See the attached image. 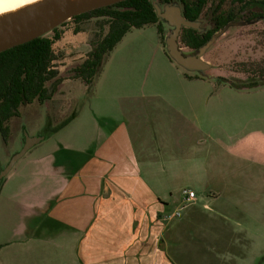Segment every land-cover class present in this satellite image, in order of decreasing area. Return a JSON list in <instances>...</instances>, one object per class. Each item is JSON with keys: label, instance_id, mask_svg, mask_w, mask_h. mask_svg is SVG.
I'll return each instance as SVG.
<instances>
[{"label": "crops", "instance_id": "0c3cea01", "mask_svg": "<svg viewBox=\"0 0 264 264\" xmlns=\"http://www.w3.org/2000/svg\"><path fill=\"white\" fill-rule=\"evenodd\" d=\"M160 44L178 87H92L2 184L0 264H264V119L235 110L264 87L187 74ZM88 114L95 165L79 128L77 169L52 168Z\"/></svg>", "mask_w": 264, "mask_h": 264}, {"label": "rangeland", "instance_id": "374dc122", "mask_svg": "<svg viewBox=\"0 0 264 264\" xmlns=\"http://www.w3.org/2000/svg\"><path fill=\"white\" fill-rule=\"evenodd\" d=\"M213 1L209 0L207 8L211 7ZM228 6L229 4L226 5V7ZM116 8L125 9V7L120 6ZM200 21L201 27L205 30L213 27L208 19L207 12ZM109 22L110 18L107 16L92 17L82 21L71 18L57 27L61 33V38L55 40L53 44L56 57L53 66L59 74L61 73L60 76L64 80L61 81L62 84L59 88L58 85L55 86V94L53 96L51 94L52 97L44 101L36 99L31 103L22 105L19 115L6 123L7 130L4 131L0 127V173L5 167L7 159L15 149H19V144L23 143L22 136H25V132L41 134V131L46 127L48 118H52L56 125L60 124L73 113L78 105L80 106L88 99L92 87H95V90L110 86H112L110 88H128L130 86L139 88L178 87L176 79H173L174 81L169 80L167 76L168 72L172 76L176 74L173 75L172 71H168L167 65L161 63L160 56L165 54H162L163 52L159 49L162 41L155 24L132 28L124 36L117 50L108 53L109 56L107 55L106 63L101 68L94 86L93 82L87 85L85 82V84L82 83V80L81 83L67 80L68 77L72 78L73 67L83 62L93 48L94 43H98L102 39L109 28ZM164 30L163 36L166 37L170 33V28L165 26ZM54 34L53 30L46 35L53 37ZM180 42L187 52H191V49L183 43L182 38ZM204 58L211 62L212 69L209 70V73L216 77L218 83L231 86L230 83L221 80V78H226L230 82H253L257 84L256 87H264V19L230 27L226 33L219 37ZM113 73H115V77L110 78ZM58 82L55 80L47 82L50 92L51 88ZM207 83L211 85L210 82ZM257 97L245 100L240 104V108L235 110L243 115L241 113L246 109L247 112H251L255 116L260 115V119L263 120L264 96ZM110 105V100H104L103 98V101L96 104V107L98 110L103 108L107 112L110 110ZM113 107H115V102ZM117 108H119V105H117ZM231 120L230 118L229 122H232ZM92 121L93 116H86L81 120L80 125L78 121H75L61 135L59 134L60 136L57 135L59 136L57 140L66 141L65 144L67 145L66 149H63L61 144L52 145L59 149L57 152L50 154L52 156L49 159H51L53 165L60 163L52 168L60 167L63 164L60 168L64 170L75 171L77 169L76 146L78 145L79 128L82 130L80 136L84 139V156L89 157L88 163H91L88 166L95 165V160L91 159L90 156L93 153V144L87 142L91 130L90 125L93 124ZM79 146H82V144H79ZM30 155L25 159L31 157ZM25 159L14 167L3 183L11 179L14 172L19 170L25 163L23 162ZM97 166L100 165L97 164Z\"/></svg>", "mask_w": 264, "mask_h": 264}, {"label": "trees", "instance_id": "16d2710c", "mask_svg": "<svg viewBox=\"0 0 264 264\" xmlns=\"http://www.w3.org/2000/svg\"><path fill=\"white\" fill-rule=\"evenodd\" d=\"M168 2L173 0H160ZM184 3V13L189 19L199 18L207 0H181ZM248 4V8H257L259 15L252 19L264 18V0H240ZM125 7L117 9L116 7ZM107 16L110 18L109 28L98 43H94L84 62L77 69V77L82 78L87 85L94 81L104 65L106 57L132 28H141L148 24L158 27L163 43L164 25L158 17L151 0H124L114 5L97 8L73 17L77 21L92 17ZM235 16H221L215 29L199 32L193 28H184L182 41L190 47H199L206 43L214 33L231 21H240ZM220 28V29H219ZM54 36L48 35L35 38L24 44L17 45L0 52V127L3 122L14 115H19L20 106L38 99L44 101L54 93L56 83L49 92L47 82L57 76L54 68L55 53L53 44L61 38L58 28L54 29ZM222 81L230 83L232 87L243 89L256 87V83L243 81L230 82L226 78ZM60 80H57V82ZM259 85V84H258ZM75 113L63 120L56 130L66 126ZM7 130V129H6Z\"/></svg>", "mask_w": 264, "mask_h": 264}, {"label": "water", "instance_id": "95a60500", "mask_svg": "<svg viewBox=\"0 0 264 264\" xmlns=\"http://www.w3.org/2000/svg\"><path fill=\"white\" fill-rule=\"evenodd\" d=\"M121 1L124 0H38L0 18V52L24 44L35 38L45 36L50 31H53L64 22L77 15L97 8L114 5ZM151 2L164 28L165 26L170 28V33L164 37L165 49L170 58L185 73L214 81H216V77L209 73V70L212 69V64L210 61L206 60L204 56L217 42L219 37L226 33L230 27L254 21H231L214 33L203 45L199 47H190L185 44L191 49V52H187V50L181 46L180 40L182 38V32L184 28H193L199 32H204L205 29L201 27V21L198 19L192 20L185 16V7L181 0L168 2L151 0ZM74 113L75 118L77 112L74 110L72 114ZM58 125L53 122L52 118H48L46 127L41 131V134H29L25 132V136H22L24 140L23 143L19 144V149H15L13 154L5 162V167L1 170L0 188L6 176L14 169L18 161L34 147L51 138L58 131L56 130Z\"/></svg>", "mask_w": 264, "mask_h": 264}, {"label": "flooded vegetation", "instance_id": "af4514ba", "mask_svg": "<svg viewBox=\"0 0 264 264\" xmlns=\"http://www.w3.org/2000/svg\"><path fill=\"white\" fill-rule=\"evenodd\" d=\"M245 3L246 2H242L240 0H214L213 3H212V5H211V7L207 8V6L209 4V0H207V2L205 4V6H204V8H203V10H202L199 18H198V20H200L203 16H205L206 15V12H207L208 19L211 21L213 27L211 29L204 30V32H207V31H210V30L215 29L216 26H217V24H218V20L221 18V16H223V17H225V16H227V17L228 16H235L234 18L238 17V18H241L242 20H257V19H252V18H254L255 16H257V15L260 14L259 10L257 8L256 9L255 8H248L247 7L248 4H245ZM228 4H229V6L226 7V5H228ZM83 62H81V63H79V64H77V65H75L73 67V69H72V78L71 77H68L67 80H71V81L74 80V81H77L79 83H81V80H82V83L85 82L82 78L77 77V69L81 66V64ZM60 74L57 73V76H55L53 79H51V80H55V81L60 80V82H58V84H57L58 85V88L62 84L61 81L64 80V78L62 76H60ZM64 85H65V83H64ZM49 92H50V89H49ZM54 94H55V92L53 93V95ZM52 96L50 95V97H52ZM21 106H20V108H21ZM20 108H19V110H20ZM15 116L16 115L10 117L9 120H11ZM9 120L3 122L2 126H1L4 131L7 129L6 123Z\"/></svg>", "mask_w": 264, "mask_h": 264}, {"label": "bare ground", "instance_id": "6f19581e", "mask_svg": "<svg viewBox=\"0 0 264 264\" xmlns=\"http://www.w3.org/2000/svg\"><path fill=\"white\" fill-rule=\"evenodd\" d=\"M36 1L38 0H0V18Z\"/></svg>", "mask_w": 264, "mask_h": 264}, {"label": "built area", "instance_id": "2783aa9c", "mask_svg": "<svg viewBox=\"0 0 264 264\" xmlns=\"http://www.w3.org/2000/svg\"><path fill=\"white\" fill-rule=\"evenodd\" d=\"M184 193H185L186 195H188V199H189V200H190V199H193V198L195 197V195H196L195 191L190 190V189H185V190H184Z\"/></svg>", "mask_w": 264, "mask_h": 264}]
</instances>
